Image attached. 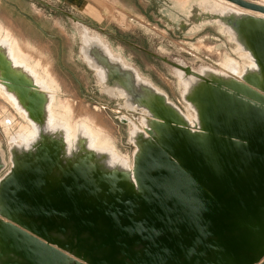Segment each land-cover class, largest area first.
I'll list each match as a JSON object with an SVG mask.
<instances>
[{"label": "water", "instance_id": "obj_1", "mask_svg": "<svg viewBox=\"0 0 264 264\" xmlns=\"http://www.w3.org/2000/svg\"><path fill=\"white\" fill-rule=\"evenodd\" d=\"M226 1L264 14V5ZM217 16L244 34L264 61L263 27L235 13ZM90 51L105 68L109 84H118L163 121V141L148 148L137 165L133 160V178L117 175L103 181L75 167L48 188L46 171L37 165L0 182V218L7 219L3 234L10 243H18L21 260L25 264H259L264 259V99L231 90L254 107L250 116L254 130L243 121L220 131L216 124L215 132L232 149H223L214 162L209 157L212 150L203 148V136L197 151L183 146L192 136L185 120L141 92L133 70L112 61L105 50ZM5 80L18 87L28 85ZM41 104V98H32V110ZM211 120L205 139H211L215 124Z\"/></svg>", "mask_w": 264, "mask_h": 264}, {"label": "bare ground", "instance_id": "obj_2", "mask_svg": "<svg viewBox=\"0 0 264 264\" xmlns=\"http://www.w3.org/2000/svg\"><path fill=\"white\" fill-rule=\"evenodd\" d=\"M223 3L227 6H223ZM255 3L264 5V2ZM233 8L237 9L233 10ZM200 9H205L210 17L233 12L237 17L252 20L264 28V14L239 8L226 0H202ZM217 18L221 21L218 16ZM222 23L225 26L224 31L228 32L232 40L236 42L238 50L249 60V64L244 65L240 73L239 63L232 58H227L223 62V69L208 65L199 66L197 72L202 77L191 74V68L178 72L176 76L181 87V98L186 102L187 108L192 111L188 114L182 112L173 101L167 98L165 92L154 86L149 79L142 77L121 55L115 54L100 34L87 27L81 28V53L89 66L95 69L102 91L110 95L124 96V107L128 109L141 107L145 111V115L138 117V123L127 115L122 116L124 122L130 125L129 141L135 147L132 156L134 166L144 157L148 148L161 144L163 141L164 131L160 129L163 121L157 118L152 110L141 106L118 84H109L105 68L97 63L90 50L93 47L105 50L104 52L110 56L112 61L133 70L141 92L158 104L175 110L185 120L189 133L193 137H188L183 146L187 150L197 151L200 147L199 139L203 136V148L212 150L209 157L216 162V156L220 155L223 149L227 152L232 149L231 144L223 141L222 135L215 132L217 127L220 131L221 128L228 127V124L234 121H243L247 129L254 130V122L250 120L251 114L255 112L254 107L243 103L231 90L264 99L263 94L248 85L249 82L264 90L263 54L235 27ZM17 42L8 30L0 26V96L17 111L16 113L21 118L27 121L26 124L17 122L15 115L7 113L4 109L1 112L0 124L5 133L9 135L11 167L0 182L37 165L42 166L46 171L48 188L56 185L66 170L75 167H82L88 170L92 177L103 179V181L106 177L113 179L117 175L133 178L134 168L129 158L117 151L115 144L103 134L101 129H98L99 127L96 128L97 126L93 125L92 120L75 121L69 108L71 103L69 106L60 103L57 107L61 108L62 112L57 111L56 81L45 71L42 73L45 76L40 75L37 69L39 64H30L31 58L22 51ZM229 72L240 75L242 81L233 77ZM5 78L28 85L18 87L6 81ZM217 83L221 86L218 87ZM34 96L41 98L42 104L38 109L32 110L31 100ZM211 118L215 120L213 132L211 139H205L208 129L212 128L211 125H206V123L210 124ZM15 125L19 129L10 134V130ZM1 154L0 151V156ZM45 156L48 159H45ZM211 159H209L210 162ZM4 224L5 220L0 218V264H25L18 256L20 253L18 243L12 241L10 243L9 237L3 234Z\"/></svg>", "mask_w": 264, "mask_h": 264}, {"label": "rangeland", "instance_id": "obj_3", "mask_svg": "<svg viewBox=\"0 0 264 264\" xmlns=\"http://www.w3.org/2000/svg\"><path fill=\"white\" fill-rule=\"evenodd\" d=\"M201 1L12 0L19 4L24 14L1 4L0 15L10 25L6 29L31 58L29 63H38V73L45 76L42 74L45 71L56 81V107L60 103L67 106L71 103L69 108L75 121L92 120L93 125L115 144L117 151L132 163L135 147L129 141L130 125L122 116L127 115L138 123V117L145 115V111L141 107L128 109L124 107V96L102 91L95 69L88 65L81 53V28L87 27L100 34L115 54L121 55L142 77L149 79L188 114L192 111L181 98L175 69L185 71L191 68V74L201 77L197 72L200 65L223 69L224 60L232 58L239 63L242 73L244 65L249 64L236 42L224 31L222 21L200 9ZM230 74L242 81L240 75ZM3 109L15 115L17 122L26 124L27 121L0 96V112ZM56 109L62 112L61 108ZM18 129L15 125L10 134ZM8 137L0 124V158L3 162L0 179L11 167ZM58 235L62 237V234ZM259 264H264V259Z\"/></svg>", "mask_w": 264, "mask_h": 264}, {"label": "crops", "instance_id": "obj_4", "mask_svg": "<svg viewBox=\"0 0 264 264\" xmlns=\"http://www.w3.org/2000/svg\"><path fill=\"white\" fill-rule=\"evenodd\" d=\"M1 4H4V6H5V5H9L10 7L14 8L15 10H17L19 13L24 14L23 11H22V9L20 8L19 4L12 2V0H0V5H1ZM4 20H5L4 17H2V15H0V26H1L3 29L9 28L8 26H10V25H7L6 22H5ZM31 21H33V20L31 19ZM36 24H37V23H36ZM37 26H38V28H39L42 32L46 33V31L43 30V29L41 28V26H39L38 24H37ZM6 30H7V29H6ZM0 113H1V112H0Z\"/></svg>", "mask_w": 264, "mask_h": 264}, {"label": "flooded vegetation", "instance_id": "obj_5", "mask_svg": "<svg viewBox=\"0 0 264 264\" xmlns=\"http://www.w3.org/2000/svg\"><path fill=\"white\" fill-rule=\"evenodd\" d=\"M200 66H203V65H200ZM209 66V65H208ZM211 67V66H209ZM214 68V67H213ZM178 72H183V70H180V69H175V75L178 73Z\"/></svg>", "mask_w": 264, "mask_h": 264}]
</instances>
